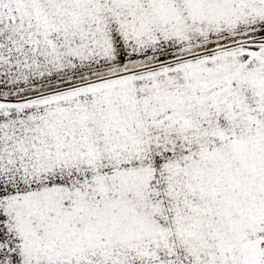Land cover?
Listing matches in <instances>:
<instances>
[{
	"label": "snow or ice",
	"instance_id": "1",
	"mask_svg": "<svg viewBox=\"0 0 264 264\" xmlns=\"http://www.w3.org/2000/svg\"><path fill=\"white\" fill-rule=\"evenodd\" d=\"M0 264H264V0H0Z\"/></svg>",
	"mask_w": 264,
	"mask_h": 264
}]
</instances>
